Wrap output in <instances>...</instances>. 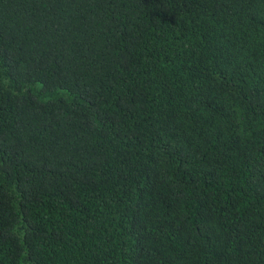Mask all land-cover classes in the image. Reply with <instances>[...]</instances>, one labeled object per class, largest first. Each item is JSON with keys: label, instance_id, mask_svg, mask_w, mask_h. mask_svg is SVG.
Wrapping results in <instances>:
<instances>
[{"label": "trees", "instance_id": "obj_1", "mask_svg": "<svg viewBox=\"0 0 264 264\" xmlns=\"http://www.w3.org/2000/svg\"><path fill=\"white\" fill-rule=\"evenodd\" d=\"M0 264H264V0H0Z\"/></svg>", "mask_w": 264, "mask_h": 264}]
</instances>
